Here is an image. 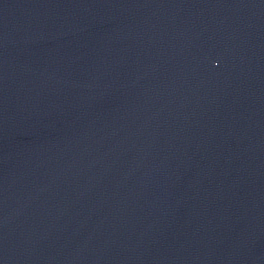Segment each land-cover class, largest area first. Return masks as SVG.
I'll return each mask as SVG.
<instances>
[{"label":"water","instance_id":"water-1","mask_svg":"<svg viewBox=\"0 0 264 264\" xmlns=\"http://www.w3.org/2000/svg\"><path fill=\"white\" fill-rule=\"evenodd\" d=\"M0 264H264V0H0Z\"/></svg>","mask_w":264,"mask_h":264}]
</instances>
